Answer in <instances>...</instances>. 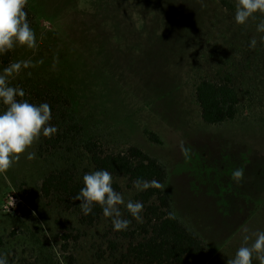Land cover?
<instances>
[{"label": "rangeland", "instance_id": "rangeland-1", "mask_svg": "<svg viewBox=\"0 0 264 264\" xmlns=\"http://www.w3.org/2000/svg\"><path fill=\"white\" fill-rule=\"evenodd\" d=\"M27 7L37 46H17L0 63L2 73L12 62H32L10 78L25 91L18 99L67 101L83 139L108 152L137 146L160 160L174 216L217 264L234 258L244 228L264 231V33L257 31L264 15L237 24L236 0H28ZM203 78L235 87L234 120L203 121L196 100ZM78 138L40 150V137L27 150L34 160L26 152L0 173V256L8 264H139L124 258L144 238L136 220L127 237L105 216L83 224L76 201L42 188L53 172L69 169L78 181L93 172ZM240 167L237 183L231 175ZM116 181L125 204L134 202L139 191ZM252 264H259L255 256Z\"/></svg>", "mask_w": 264, "mask_h": 264}, {"label": "trees", "instance_id": "trees-1", "mask_svg": "<svg viewBox=\"0 0 264 264\" xmlns=\"http://www.w3.org/2000/svg\"><path fill=\"white\" fill-rule=\"evenodd\" d=\"M223 4L231 8V3L223 1ZM25 11L31 26L34 16L27 6ZM9 54L10 52L0 55V63L6 64ZM46 96L44 99L29 101L33 104L36 102V105L48 103L52 113L49 123L58 129L51 138L41 135L43 142H40V150L47 145L57 148L58 145L76 143V138L79 137L78 141L82 145L88 165L92 167L93 172L98 170L110 172L115 191L121 192V186L116 181L119 179H124L129 188L136 179L156 180L161 185L166 183L167 168L160 160L137 146H128L125 151L108 152L97 142L83 139L82 127L74 118L67 101L63 102L52 96L46 98ZM196 100L203 121L209 125H219L234 120L240 103L239 94L228 79L219 81L201 79L196 86ZM54 122L57 123L53 124ZM147 134L152 142L162 143L157 134L153 132ZM83 186V181L75 180L69 169H63L58 173H51L44 180L42 188L47 194L54 191L72 198ZM134 199V202H141L144 206L141 212L143 222L138 225L144 238L129 247L127 255H124L127 261L135 260L139 264H217L216 259L211 257L204 240L174 216L172 203L163 187H149L139 191ZM76 202L81 203L78 200ZM127 214L129 216L127 220L131 223L126 230L120 231L126 237L135 220L129 212ZM79 216L83 224L93 225L104 215L102 208L96 205L89 215H84L79 207ZM130 234L135 233L130 231Z\"/></svg>", "mask_w": 264, "mask_h": 264}, {"label": "clouds", "instance_id": "clouds-1", "mask_svg": "<svg viewBox=\"0 0 264 264\" xmlns=\"http://www.w3.org/2000/svg\"><path fill=\"white\" fill-rule=\"evenodd\" d=\"M27 3L28 0H0V55L7 54L17 46L28 49L37 46L35 31L30 26L25 11ZM257 12L264 15V0H236L237 24H245ZM257 31L264 33V20L257 25ZM256 44L257 41L253 38L249 47L254 49ZM30 66H32L30 60L16 61L10 63L0 73V103L5 106V110L0 113V173L7 172L14 163L19 162L21 156L40 139L41 135L51 138L58 131L49 123L52 113L48 103L36 105L25 99H18L25 96V91L20 87L10 86V78H14ZM180 150L185 158L189 157L190 149L183 143L180 145ZM26 158L34 160L36 153L27 152ZM243 178V167L232 171L233 181L239 183ZM112 183V175L106 170L86 173L83 176L84 186L72 199L81 202L79 207L84 215L91 214L94 206H100L103 215L111 218L114 231L126 230L131 223L130 220L122 219L121 205L126 207L138 223H142L143 204L131 200L125 204L122 194L114 190ZM133 186L137 191L149 187H163L156 180L141 179L134 180ZM243 232L245 233L243 243L234 258L228 259L227 264H252L254 256L259 264H264V231L249 233V229L244 228ZM250 241L252 242L249 243ZM0 264H8L6 256H0Z\"/></svg>", "mask_w": 264, "mask_h": 264}]
</instances>
